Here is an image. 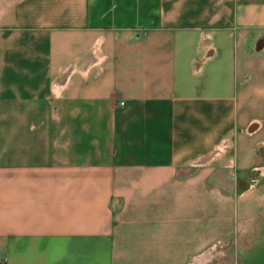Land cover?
I'll use <instances>...</instances> for the list:
<instances>
[{"label": "crops", "instance_id": "0c3cea01", "mask_svg": "<svg viewBox=\"0 0 264 264\" xmlns=\"http://www.w3.org/2000/svg\"><path fill=\"white\" fill-rule=\"evenodd\" d=\"M264 264V0H10L0 264Z\"/></svg>", "mask_w": 264, "mask_h": 264}, {"label": "rangeland", "instance_id": "374dc122", "mask_svg": "<svg viewBox=\"0 0 264 264\" xmlns=\"http://www.w3.org/2000/svg\"><path fill=\"white\" fill-rule=\"evenodd\" d=\"M10 0H0V12L2 11L3 8L6 7V3ZM217 257H210L209 261H206L204 264H217Z\"/></svg>", "mask_w": 264, "mask_h": 264}]
</instances>
